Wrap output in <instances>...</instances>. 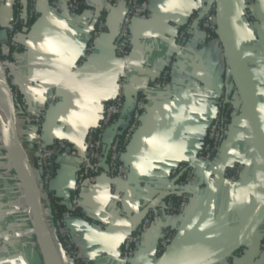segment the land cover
<instances>
[{
	"label": "crops",
	"instance_id": "0c3cea01",
	"mask_svg": "<svg viewBox=\"0 0 264 264\" xmlns=\"http://www.w3.org/2000/svg\"><path fill=\"white\" fill-rule=\"evenodd\" d=\"M12 1L0 8L4 24L13 19ZM148 1L152 15L132 21L130 51L122 58L116 53L115 38L125 3L110 8L107 0H85V11L74 17L57 12L50 0H36L38 18L17 36L24 48L14 59L12 74L19 90L14 113L5 77L0 78L14 117L12 134L15 126L22 147L16 151L0 118V264H75L56 235L50 196L70 206L88 130L100 121L126 70L127 107L136 97H146L141 126L122 154L130 178L97 174L80 191V215H64L81 256L92 264H119L125 238L153 209V222L132 264L199 261L234 240L264 204V143L240 101L219 37L209 38L201 21H196L214 6V0ZM224 7L230 40L264 120V0H254L252 5L248 0H224ZM192 17L195 35L181 38ZM99 18L106 20V29L96 40L95 51L85 56ZM171 65L169 84L152 87ZM224 93H233L236 110L222 148L212 161L203 162L198 152ZM52 96L57 104L50 102ZM19 100L34 114L46 109L41 131L47 145L59 139L70 145L68 156L57 159L47 182L35 156L38 123L18 111ZM114 134L115 130L108 133L106 147ZM180 163L194 165L198 173L189 215L167 214L161 208L168 193L177 190L170 173ZM237 164L244 166L243 178L233 183L230 171ZM185 227L179 250H169L160 258L162 231ZM41 232L48 238L50 253ZM263 263L264 221L239 253L221 264Z\"/></svg>",
	"mask_w": 264,
	"mask_h": 264
},
{
	"label": "built area",
	"instance_id": "2783aa9c",
	"mask_svg": "<svg viewBox=\"0 0 264 264\" xmlns=\"http://www.w3.org/2000/svg\"><path fill=\"white\" fill-rule=\"evenodd\" d=\"M24 0H16L17 13L12 20V26L15 23L26 22L33 17H38V8L36 0L30 4V8L23 9L20 5L24 4ZM110 8H116L122 3L126 4V13L123 18L121 28L115 38V49L118 56L125 58L131 47V25L134 19H147L152 15L151 7L148 0H107ZM254 0H248V4L252 5ZM52 6L57 12H68L71 16L81 14L82 0H51ZM109 10V9H108ZM190 19L185 27L180 32L181 38H191L195 35L194 20ZM201 21L202 25L207 30L209 38L215 37L218 34L216 21L215 7H211L202 13V16L196 21ZM9 30L7 36L0 35V64L4 66L3 72L7 73L8 81L12 89L13 101L19 97V90L16 87L13 70L15 64L16 52L13 59L9 58L11 45L18 42L17 34L13 27ZM107 23L105 19L99 18L92 31L91 41L86 49L85 56L93 53L96 49L95 42L106 29ZM173 65V64H172ZM172 65L164 69L163 74L153 81L152 87H166L172 76ZM7 79L6 75L4 76ZM129 83V70H126L118 82V89L115 97L109 101L104 113L96 126L88 130L84 161L81 165L78 181L73 190L72 202L70 204V212L74 214L81 205L80 191L86 181L90 182L97 174L103 172L110 174L120 180L128 181L130 172L128 166L122 160V154L128 144L132 141L134 135L142 123L143 110L146 105V97L138 96L133 101L131 106L127 107L126 103V88ZM50 102L57 104L58 99L55 96L50 98ZM236 103L235 98H231L224 93L218 100V111L213 117L208 131L207 140L198 152V158L203 162L212 161L214 156L220 151L226 137V130L229 123L227 116L223 113V109L231 108ZM18 111L28 121H37L39 133L36 135L35 156L39 159V171L43 175L44 181H48L53 174V168L56 166V161L60 157H67L70 148L69 143L65 139H59L52 145H47L42 138L41 125L46 117V109L38 110L34 114L26 102H18ZM115 130L114 138L111 144L106 147L105 140L108 133ZM91 169L97 171V174L86 177V170ZM244 166L237 164L231 171L229 179L233 183H240L243 178ZM171 178L175 182L176 192L168 193V196L163 201L161 208L167 214H186L189 212L194 196L198 190V173L194 165L190 163H180L171 171ZM178 198L173 197L174 194ZM155 210H150L143 222L137 229L127 235L123 247L121 249V259L119 264H132V261L141 246L147 232L153 222ZM57 236L61 239L66 255L71 258L75 264H92L89 259L80 255L77 243L72 232L67 227L64 219L58 220L56 223ZM177 231L167 228L162 231L159 238V253L162 254L173 242ZM0 241L3 237L0 232ZM223 263V262H221ZM220 263V264H221ZM264 264V263H263Z\"/></svg>",
	"mask_w": 264,
	"mask_h": 264
},
{
	"label": "water",
	"instance_id": "95a60500",
	"mask_svg": "<svg viewBox=\"0 0 264 264\" xmlns=\"http://www.w3.org/2000/svg\"><path fill=\"white\" fill-rule=\"evenodd\" d=\"M214 7H215V13H216L217 27H218V37L226 52L228 65L231 71V75H232L237 93L240 97L241 103L245 107L252 123L254 124L256 130L258 131L264 143V120L260 114V111L255 101L253 100L249 92L248 86L246 84V81L244 79L242 70L240 68V65H239V62L236 56L235 50L230 40L228 30H227L224 0H214ZM125 13H126V10H125ZM125 13L123 15V18L125 16ZM123 18H122V21H123ZM29 28L30 27L26 26L24 28V32L28 31ZM5 82L7 83V86H8L9 101L12 107V112L14 113L16 107H15V104H14V101L11 95L12 89L7 79H5ZM13 124H14V117H13ZM13 130H14V134H13L14 139L17 141L18 139L15 134V126L13 127ZM68 151H70V148L68 149ZM54 171H55V168H53V172ZM86 183H88V181H86L84 184ZM186 215H189V212L186 213ZM263 221H264V204L262 205L260 210L257 212V214L254 216V218L248 223V225L234 238V240H232L223 249H221L220 251L216 252L215 254L205 259H201L199 261L185 263V264H220L221 262H224L225 260L233 257L235 253H237L244 247L245 243L253 236V234L256 232V230L259 228V226L261 225ZM43 229H45L44 231H46V228L44 227V225H43ZM185 231H186V227L182 229L181 231H177V234L173 242L160 255V258L163 255H165L169 250L170 251L179 250V247L182 244L184 236H185Z\"/></svg>",
	"mask_w": 264,
	"mask_h": 264
},
{
	"label": "trees",
	"instance_id": "16d2710c",
	"mask_svg": "<svg viewBox=\"0 0 264 264\" xmlns=\"http://www.w3.org/2000/svg\"><path fill=\"white\" fill-rule=\"evenodd\" d=\"M24 4L23 5H20V8L23 7V9H28L30 8V4L33 0H24ZM51 1V0H50ZM83 1V4H82V7H81V13L83 11H85V8H86V3H85V0H82ZM7 2H10V0H0V8L6 4ZM12 13H13V18L15 17L16 13H17V7H18V4H16V0H13L12 1ZM38 17L35 16L33 17L32 19H29L27 20L26 22H20V23H15L13 24L12 26V21L9 22V23H2L0 21V35L2 36H7L9 34V30L11 29V26L13 27V30L14 32L17 34V36L20 34V33H23L24 32V28L26 26L30 27L37 19ZM13 20V19H12ZM205 28V27H204ZM206 29V28H205ZM217 37H218V34L216 33L215 34ZM24 48L23 44H21L19 41L17 42V44L15 45H11L10 47V53L8 55L9 58L13 59L16 52H20L22 51ZM230 97L232 98L233 97V93L230 94ZM19 98V97H18ZM20 101V100H19ZM236 110V105L235 106H232L231 108H226V109H223V113L227 116V122L229 123L232 119V114L233 112ZM38 159V158H37ZM39 160V159H38ZM40 167V165H39ZM97 174V171L95 170H91V169H87L86 170V177H90L92 175H95ZM173 197L175 199L178 198V195L177 193L173 195ZM50 199H51V207H52V215H53V219L55 221V223L60 220V219H64V215L69 213L70 212V206H67L66 204L64 203H61L60 199L58 198H55L53 196H50ZM80 207L78 208V210L72 214V215H80ZM61 241V239H60ZM239 253V251L237 252ZM235 253V254H237Z\"/></svg>",
	"mask_w": 264,
	"mask_h": 264
},
{
	"label": "bare ground",
	"instance_id": "6f19581e",
	"mask_svg": "<svg viewBox=\"0 0 264 264\" xmlns=\"http://www.w3.org/2000/svg\"><path fill=\"white\" fill-rule=\"evenodd\" d=\"M2 76V77H1ZM0 78H1V81H2V78H3V74H2V69H1V67H0ZM1 86H2V84H1ZM1 96L2 97H4V103L1 101ZM1 114H4V116L5 117H2L1 116ZM0 118L2 119V124H3V126H4V128H5V130H6V132H7V134L9 135V137L12 139V141H13V144L15 145V146H17V148L18 149H21L20 148V146H19V144H18V141H16L15 139H14V136H13V134H12V130H11V123L13 122V120H12V115H11V113H10V111H9V106H8V104H7V95H6V89H5V87L3 86V92H2V89H1V87H0ZM13 126V125H12ZM20 152V151H19ZM15 154H16V152H15ZM17 156V155H16ZM23 157V156H22ZM21 157V158H22ZM17 160V159H16ZM14 164V163H13ZM19 165V164H18ZM17 167V166H16ZM28 174V173H27ZM22 175V174H21ZM25 176H26V173H25ZM29 176V175H28ZM29 179H30V177H29ZM30 182V181H29ZM32 182V181H31ZM30 182V183H31ZM30 185V184H29ZM32 186V185H31ZM30 186V187H31ZM31 188H33V186L31 187ZM27 204H28V202H27ZM40 228V227H39ZM41 234V239H42V242H43V246H44V248L46 249V252L47 253H50L52 250H51V248H50V245L49 246H47L48 244L47 243H49L48 242V238H46L45 237V234L43 233V232H41L40 233ZM51 259H53L52 261L55 263V260H54V256L53 255H51V257H50Z\"/></svg>",
	"mask_w": 264,
	"mask_h": 264
},
{
	"label": "rangeland",
	"instance_id": "374dc122",
	"mask_svg": "<svg viewBox=\"0 0 264 264\" xmlns=\"http://www.w3.org/2000/svg\"><path fill=\"white\" fill-rule=\"evenodd\" d=\"M0 66H1L2 71H3L4 66L1 65V64H0ZM3 75H4V76L6 75V77H7V73H6V72H5V73L3 72ZM7 81H8V77H7ZM8 83H9V81H8ZM8 96H9V93H8ZM8 100H9V97H8ZM17 141H18V140H17ZM18 144H19L20 148H22L19 142H18ZM15 145H16V144H15ZM15 147H16L15 149H16V151H17L18 148H17V146H15ZM4 157L6 158V156H4ZM10 158H11V157H10ZM56 228H57V227H56V225H55V231H56ZM56 235H57V231H56Z\"/></svg>",
	"mask_w": 264,
	"mask_h": 264
}]
</instances>
